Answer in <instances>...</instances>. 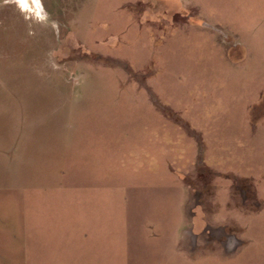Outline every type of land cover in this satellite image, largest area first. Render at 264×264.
Instances as JSON below:
<instances>
[{
  "label": "rangeland",
  "instance_id": "374dc122",
  "mask_svg": "<svg viewBox=\"0 0 264 264\" xmlns=\"http://www.w3.org/2000/svg\"><path fill=\"white\" fill-rule=\"evenodd\" d=\"M0 0V264H264V0Z\"/></svg>",
  "mask_w": 264,
  "mask_h": 264
},
{
  "label": "snow or ice",
  "instance_id": "6c2138e0",
  "mask_svg": "<svg viewBox=\"0 0 264 264\" xmlns=\"http://www.w3.org/2000/svg\"><path fill=\"white\" fill-rule=\"evenodd\" d=\"M18 2L21 3V4L24 5V6H27V5H26V0H18Z\"/></svg>",
  "mask_w": 264,
  "mask_h": 264
},
{
  "label": "clouds",
  "instance_id": "9594fccd",
  "mask_svg": "<svg viewBox=\"0 0 264 264\" xmlns=\"http://www.w3.org/2000/svg\"><path fill=\"white\" fill-rule=\"evenodd\" d=\"M5 2H8V0H5Z\"/></svg>",
  "mask_w": 264,
  "mask_h": 264
}]
</instances>
